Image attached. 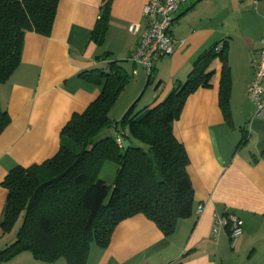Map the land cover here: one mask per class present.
<instances>
[{
  "label": "crops",
  "instance_id": "1",
  "mask_svg": "<svg viewBox=\"0 0 264 264\" xmlns=\"http://www.w3.org/2000/svg\"><path fill=\"white\" fill-rule=\"evenodd\" d=\"M149 1L114 0L102 46L91 36L104 0H60L51 35L27 33L19 68L0 84V105L11 117L0 136V252L16 241L19 230L7 235L1 230L8 196L2 183L17 166L28 168L53 158L64 126L100 96L102 85L89 83L83 73L96 74L118 62L129 74V84L109 115L119 122L148 90L146 107L162 103L187 81L205 52L227 45L232 127L219 102L220 60L210 67L211 87L192 94L173 125L190 160L192 217L180 222L171 236L143 215L127 219L108 248L92 244L87 264H264V120L255 116L248 93L255 74L252 63L264 40V0H188L170 30L176 51L155 63L150 81L130 61L140 35L129 33L131 25L143 24ZM199 206L204 208L201 215ZM225 212L244 223L234 249L228 230L218 241L212 237L215 215ZM3 264L46 263L22 253ZM54 264L68 263L61 259Z\"/></svg>",
  "mask_w": 264,
  "mask_h": 264
},
{
  "label": "trees",
  "instance_id": "2",
  "mask_svg": "<svg viewBox=\"0 0 264 264\" xmlns=\"http://www.w3.org/2000/svg\"><path fill=\"white\" fill-rule=\"evenodd\" d=\"M113 1L104 0L92 31L91 40L97 46L106 41ZM59 2L0 0V84L7 83L19 68L27 33L51 35ZM217 48L205 52L187 81L162 103L137 112V101L119 122L111 121L109 115L129 84V74L118 62L96 74L83 73L89 83L102 85L100 96L64 126L60 149L53 158L28 168L17 166L2 183L8 192L3 234H10L21 217L23 221L16 241L0 252V264L22 253L46 264L61 259L68 264H87L92 244L108 248L114 231L127 219L143 215L171 236L180 222L191 218L194 189L188 174L190 160L173 133V125L187 99L211 87L210 67L220 60L219 102L232 127L227 45ZM10 124L11 117L0 105V136ZM107 130L115 131L116 136L97 140ZM119 139H123V147ZM106 162L117 166L112 187L100 180Z\"/></svg>",
  "mask_w": 264,
  "mask_h": 264
},
{
  "label": "built area",
  "instance_id": "3",
  "mask_svg": "<svg viewBox=\"0 0 264 264\" xmlns=\"http://www.w3.org/2000/svg\"><path fill=\"white\" fill-rule=\"evenodd\" d=\"M203 1V0H201ZM188 0H150L143 9V24L129 27V33L140 35V40L133 51L130 61L141 66L148 77L152 76L155 63L164 57L172 56L176 51V43L170 30L175 16ZM221 48H217L219 51ZM254 80L249 87V97L256 108L255 116L264 120V40L258 57L253 61ZM123 147V139H119ZM203 206H199L198 214L203 213ZM228 230L231 248L234 249L244 233L243 221L233 213L216 214L212 230L214 241L220 239L221 234Z\"/></svg>",
  "mask_w": 264,
  "mask_h": 264
},
{
  "label": "rangeland",
  "instance_id": "4",
  "mask_svg": "<svg viewBox=\"0 0 264 264\" xmlns=\"http://www.w3.org/2000/svg\"><path fill=\"white\" fill-rule=\"evenodd\" d=\"M149 91L151 90H148V92L143 95V97L138 100V103H137V112H140V111H143L145 109H149L151 107H146L147 106V99H148V93ZM105 136H113L115 137L116 136V132L115 131H111V130H107L105 131L103 134H101L100 136L97 137V140H100L101 138H104ZM139 146L143 147L142 144H139ZM116 174H117V166L115 164H113L112 162H106L103 166V169H102V172H101V175H100V180L104 181L109 187H112L113 183H114V180L116 178ZM111 195H112V189L110 191V194L109 196L107 197L106 201H105V204H108L110 198H111ZM22 217L20 218V220L18 221L17 225L15 226V229H17V227H21V224H22Z\"/></svg>",
  "mask_w": 264,
  "mask_h": 264
},
{
  "label": "water",
  "instance_id": "5",
  "mask_svg": "<svg viewBox=\"0 0 264 264\" xmlns=\"http://www.w3.org/2000/svg\"><path fill=\"white\" fill-rule=\"evenodd\" d=\"M125 145H126L127 147H129V143H128V142H126Z\"/></svg>",
  "mask_w": 264,
  "mask_h": 264
}]
</instances>
